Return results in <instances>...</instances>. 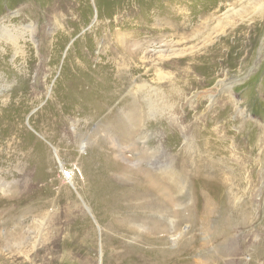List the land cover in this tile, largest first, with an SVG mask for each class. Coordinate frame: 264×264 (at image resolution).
<instances>
[{
    "label": "rangeland",
    "instance_id": "374dc122",
    "mask_svg": "<svg viewBox=\"0 0 264 264\" xmlns=\"http://www.w3.org/2000/svg\"><path fill=\"white\" fill-rule=\"evenodd\" d=\"M63 2L66 4L63 17L56 21L61 15L55 12L60 10L55 6L50 12L44 0L34 1L36 13L29 18L20 0H0V26L17 37V41L0 37V118L5 117L4 112L11 111L25 128L0 142V146L4 145L0 151L3 155L0 156V201L13 199L16 186H20L18 193L21 188L25 190L28 181H33L29 191L32 201L47 205L42 217L46 223L43 226V233H47L45 238L56 230V226L47 224V219L58 218L59 226L69 220L63 243L67 238H73L76 228V232H84L80 240L89 246L69 256L70 248L66 246L63 251L53 253L55 264H109V240L104 235L106 226L94 204L98 200L93 201L86 194L93 190L96 180L94 174L89 176L86 171L88 150L99 136L106 134L100 130L97 121L92 122L88 116L76 111L63 110L60 107L63 104L57 102L58 87L68 61H85L90 68L97 62L112 66L103 56L97 60L93 58V53L107 42L105 38L92 46L93 53L88 54L92 60L84 58L85 51L90 48L88 38L91 39L98 20V8L105 7L106 3L101 1L100 4L99 0ZM127 8V16H120V22L114 23L110 18L115 25L112 27L115 40L124 41L123 44L128 46L125 49L130 51L122 53L115 49L113 54H118L119 58L116 61L126 62L124 66H128L133 83L147 82L145 86L153 88L152 94L168 90L173 84L187 93L181 104L178 101L176 104L174 113L180 125L175 131L168 134L161 124L152 121L146 141L151 152L157 151V156L151 160L153 163L145 161L143 165L158 172L168 163L176 166L185 153L184 156L191 155V158L210 156L211 163L219 171V180L212 177L206 180L205 203L200 201L198 191L193 188L187 198L182 196L185 189L180 194L173 193L176 206L170 204V208H173L175 226L167 221L160 222L158 233L153 235L157 237L160 254L150 262L264 264V149L260 142L264 137V132L260 131L264 128V0H178V11L173 8L172 12L182 17L167 23L150 21L147 24L145 21L142 24L145 19H136L137 8L131 3ZM84 14L88 15V23L76 25ZM190 16L195 19L191 21ZM28 24L32 28L27 27ZM181 25L189 27L181 28ZM62 31L70 34L60 46L58 42L64 37ZM149 40L157 42V50L146 47ZM14 42L24 49L27 47L26 53L32 62L25 52L15 51ZM140 43L147 51L146 57L139 53L143 60L132 56V49L136 50ZM52 46L59 49L57 59H52L55 49ZM77 53L74 60L71 54ZM23 69L29 71L28 85L18 79ZM63 85L66 88L68 81ZM227 88L235 99L223 109L222 104L228 100L223 96L228 94ZM25 98L29 99L25 101ZM18 114L19 117L15 116ZM163 124L171 127L166 121ZM169 144H174L175 148L171 159L170 153L163 148L169 151ZM135 150L128 147L123 156L132 161ZM198 166L201 167L197 163L200 169ZM32 217L23 218L20 223L24 239L29 235L31 242L37 239L41 218L36 217L32 223ZM83 217L85 221L81 220ZM10 225L0 226V234L11 232L14 225ZM127 240L132 242V238ZM10 241L12 243L13 239ZM17 242V239L13 241ZM26 245L28 242L19 248H14L13 244L12 247H0V264H42L43 244L32 250L30 246L24 247ZM19 249L27 251L28 255ZM166 251L171 252L169 256ZM129 258H133L132 255H127L125 260Z\"/></svg>",
    "mask_w": 264,
    "mask_h": 264
},
{
    "label": "bare ground",
    "instance_id": "6f19581e",
    "mask_svg": "<svg viewBox=\"0 0 264 264\" xmlns=\"http://www.w3.org/2000/svg\"><path fill=\"white\" fill-rule=\"evenodd\" d=\"M26 1H30L31 4H28ZM34 1L35 0H20V2L24 4L22 8L24 9V13L27 14V18L30 17L29 15L35 16L34 13H36V11L34 12V10L36 7H34ZM101 1L106 3V5L105 7L99 6L98 8V20L93 27L91 39L88 38L90 48H88L85 53L83 50L82 51L84 53V58L88 57V54L92 52V46L94 44L96 45V42L99 41V39L105 38L109 43H103L96 53L92 52L93 58L97 60V58L103 56L109 64H112V66H107V63L105 62H97L95 67L92 66V68H90L91 65L89 66L85 61H68L65 65V72L60 80L61 83L59 82L61 85L58 87L60 95L57 102L60 105L63 104L60 106L63 110L66 108L67 110L76 111L79 112L80 115H86L93 120L89 121H97L100 130L102 132L104 131L106 134L105 137L99 136L93 145L90 146L88 150L89 154L86 157V162L88 164L84 163V166L85 164L88 165L86 171L89 176L91 173V175L94 174L96 179L94 186L92 185L93 190L86 194H89L90 199L92 198L93 201L94 199L98 200L97 203H94L95 209L100 214L104 226H106V228H104V235L109 240L107 243L109 253L108 263L156 264L151 262H154L157 259L160 254V249L156 246V243L158 242L157 237L153 235L158 233L161 221H163V223L167 221L170 222V225H174V218L172 219L173 208H170V204L173 207L174 205L176 206L173 193L178 192L180 194V191L185 189L182 196L187 198L190 196L193 188L195 191H198L197 194L200 201H207V199H205L206 194L204 191V188L207 185L206 180H208L209 177L214 178L216 181L217 179L219 180V171L217 167L211 163L212 158H209L210 156L206 158L202 157V159L200 157L191 158V155L184 156L186 155L185 153L182 155V158L180 157L182 160L179 159L181 161H178L176 166H170V163H168L165 165V168L162 167L158 172L143 165L145 161H151L157 156L155 153L157 151L153 149V152H151L146 141L149 134V126H151L152 121L156 122V125L161 124V126H163V131L168 132V134L171 133V131H175L180 125L179 119H177V115L174 113L177 107L176 104L177 101L178 104H181L180 102L184 100L187 93L185 89L173 84L170 85L168 90H156L157 93L152 94L154 93L152 90L153 88L148 89V87L145 86V83L147 84V82H140L139 84L133 83V78L127 69L128 66L126 68L124 66L126 62H123V60L117 62L116 58H118V54H113L115 49L122 53L129 51V49H125V47L128 46L123 44L124 41L117 42V40H115L116 34L112 30V27L115 26L114 23L120 22L119 17L121 16V18H124L126 13L128 14L127 9L129 8H127V5H129V3L132 4L133 8H137V11L139 12V14L135 15L136 19H145L144 21H141L142 24L145 23V21H147V24L151 23L150 21L167 23L168 20L176 22L179 17H182L179 13L176 14L172 12L173 8H176L173 11H178V0ZM101 1L99 0L100 4ZM44 2H46V9L50 10V12H52V9L54 10V7L57 6V9L60 11H56L55 13L56 15L60 14L61 16L56 19V21L61 20L63 17L62 10L66 8L65 2L62 3V0H44ZM158 7H160V9H158ZM104 8L106 9L104 10ZM173 14L174 16H172ZM202 15L206 16L205 13H202ZM110 18L114 22L113 24ZM189 19L192 21L195 18L190 16ZM88 20V15L84 14L78 19L76 25L82 26L83 23H88ZM58 24L60 25V23ZM27 27L32 28L30 24H28ZM186 27L189 26L181 25V28ZM116 29L119 28L116 27ZM104 30L106 31L105 34ZM69 34V32H63L62 35L64 37H61L58 44H62ZM1 36L17 41V37H15L16 34L14 35V33H10L9 29L4 30L2 25L0 26V37ZM156 44L157 42L155 40H149L148 46L146 45V47H148V49L151 48L157 50L158 47L155 46ZM52 48H55V46H52ZM14 49L17 53L23 54L25 52V56L29 58L30 62L33 61L31 56H27V47L24 49L22 45L19 46L17 42H14ZM144 49V44L142 46L140 43V46H138L136 50L132 49V56L143 60V55L141 56L139 53H144V56L146 57L147 51H144ZM77 56L78 53L74 56L71 54V57L74 60ZM58 57H60L59 49L55 48L52 54V59H57ZM88 59L90 61L92 60V57L89 55ZM205 70L206 69H204V71ZM20 72L21 75L18 79H20V81L23 80L24 84L26 83L28 85L29 71L23 69V71ZM65 77L68 78V80L65 79L68 81L66 88H64L63 85L64 82H66L64 81ZM227 90L228 94L225 93L223 96H227L228 100L222 104L223 109H227L229 104H232L235 99L234 95L230 92V88H227ZM28 99L29 98H25V101ZM64 102L66 103L64 104ZM195 105L193 104L192 106ZM179 106L181 107V105ZM238 112L241 114L244 113L243 111ZM3 114L5 117L0 118V142L18 134L22 130H25L20 120L18 121V119L12 116L13 114H11V111L8 113L4 112ZM19 115L20 114L15 116L19 117ZM61 115L63 116V114ZM60 118L64 120L63 117ZM164 121L171 125V127L169 128V126L167 127L164 125ZM260 131L264 132V128ZM255 134L257 135V133ZM173 139L174 137L171 138L172 141ZM207 141L209 142V140ZM260 142L264 149V137ZM107 143L109 145H107ZM172 145L174 144H169V151L163 147L166 152L170 153V159L173 157V153H175V148ZM3 146H0V151H3ZM128 147L136 149L132 161L129 159L127 160L126 157L123 156V154H125L124 149ZM199 148H201V146ZM159 149L160 148L158 147V151ZM1 155L2 153L0 152V156ZM151 162L149 164H151ZM197 163L201 165V167L198 166L200 169L197 168ZM32 185L33 181H28L24 185L25 190L21 188L18 193H16V191L19 190L20 186H16L13 199L10 198L11 200L8 201H0V226L5 227L10 224L14 225V229L11 232L0 234V247H3V245L12 247L13 244L14 248H19L21 244L28 242V245L24 247L30 246L32 250L42 243V250L44 252V255L41 257L42 264H47L48 262L55 264L56 257L53 253L63 251L66 246L70 248L69 252H71L67 256L72 253L74 255L78 254L82 247L89 248L85 241L80 240V236L84 234V232H76V228H74L72 224L71 226L74 228L73 238L66 237L67 242H62L63 237H65L64 232L67 229L69 220L64 221L63 224L59 226V222L56 220L58 218H48L47 224L50 225V227L56 226V230L48 233L50 236L45 238L47 233H43V226H45L46 223L45 219H42V217L46 211L47 205L32 201L29 195ZM103 208L105 211H103ZM30 216H33L32 223H34L36 217H41L38 221L37 239L33 242L29 240V235L24 239L20 225V223L24 221L23 218L26 220ZM170 218L172 220H170ZM81 220L85 221L84 217ZM42 234L44 235L41 238ZM33 238L34 236L31 240ZM128 238H132L131 243L128 242ZM11 239H13V241L17 239L19 242L13 243L12 241L11 243ZM23 252L24 251L21 250V253ZM170 253V251H166L167 256H169ZM24 254L27 256L28 252L25 251ZM127 255H132L133 258L125 260Z\"/></svg>",
    "mask_w": 264,
    "mask_h": 264
}]
</instances>
